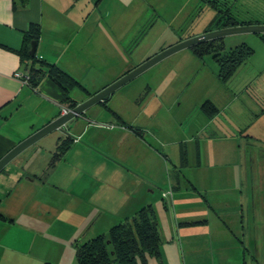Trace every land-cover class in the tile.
<instances>
[{
	"label": "crops",
	"instance_id": "0c3cea01",
	"mask_svg": "<svg viewBox=\"0 0 264 264\" xmlns=\"http://www.w3.org/2000/svg\"><path fill=\"white\" fill-rule=\"evenodd\" d=\"M134 2L135 0H0V159L15 145L55 119L62 107L70 108V101H67L66 97H71L78 104L110 85L94 87L84 81V77L88 75H86L87 71L90 72L89 77L96 74L99 77L102 76L100 67L89 65L85 60L88 54L86 47H99L103 42L115 41H119V45H125L129 31L135 27L133 19L125 20L131 13ZM145 3L148 2L143 0V9ZM32 24H38L40 27V35L35 42V56L47 64H55L78 82L68 93L47 74L39 79L35 87L23 83L21 79L14 76L17 71H25L29 67L31 60L23 56V47L24 35L28 33ZM192 36L195 35L187 37ZM123 52H125L124 49ZM141 63L143 61L132 66L130 62L120 70L115 66L111 77L120 78ZM99 102L97 103L104 108ZM257 105L261 106L260 117L263 118L264 107ZM87 111L88 108L81 116L71 121L68 125V133L54 130L50 132L52 135H49L52 137L46 134L47 136H43L21 151L0 170V248L8 247L5 242L8 239H14L11 241L14 245L13 250L16 251V242L19 243L17 248L22 249L25 246L21 235H27L31 237L26 246L27 252L31 251L33 240H37L39 235H44L39 231L40 223L47 222L46 231L40 230L51 234L53 239L56 233L64 228H69L71 232L69 238L80 237L85 232L84 229L96 220L110 223V228L131 217L141 206H152V202L143 195H136V199L131 195L137 190V185L134 183H128L127 187L132 186L128 188L115 184L118 181L119 169L122 168L127 172L136 171L131 170L132 168L124 169L122 165L128 159L132 162L135 159L132 143L136 139L139 142L144 141L142 128L127 125L116 110H113L115 114L111 113L112 117L116 118L115 121L100 123L91 121L93 118ZM215 114V112L207 114L208 119H214ZM73 127L75 129L71 131ZM108 131L111 132L112 137L106 140L101 136V132ZM221 133L219 128L207 132L203 139L204 150L201 149L200 142L195 141L197 147L193 153L198 170L201 171V156H204V166L207 167L218 165L217 161L218 166L222 167L220 161L228 159L231 153L226 154L225 150L220 149L217 152L209 150L212 140L223 139L225 134ZM67 136L70 137L68 150L50 166L52 154ZM240 136H243L242 133ZM244 138V143H249L250 139L257 140L252 134ZM83 139L88 144L83 142ZM42 140L48 144L47 148L40 145ZM105 142L107 143V147L103 146L105 150L96 152L111 164L109 169L101 166H86L79 158L72 159L73 162L69 160L74 151L78 154L86 148L91 149L89 145L92 143L101 145ZM35 144H38V147H35ZM180 145L179 170L169 177L168 186L173 192H177L171 200L172 207L181 209L180 211L183 212H179V216L176 215V224L172 232L175 230L177 239L185 238L189 243L193 241L194 236H200L199 233L204 229L207 230V236L210 232L209 211L214 212L218 220L216 222L218 231L211 238L207 237L208 246L206 247L213 255H216L218 261H215V264H259L256 255L253 254V250L257 252V248L259 249L256 240L259 234L256 232L255 236L251 237L252 233L248 232L246 223L257 220V214L261 212V202L259 201L257 205L255 200L246 199L243 189L238 187L239 181L234 177L232 183L228 179L230 185L212 178L206 183L208 186L210 183H215L218 192L238 191L236 203L234 204L231 199L227 201L222 196H218V199L215 197V201H218L217 208L213 206L214 202L210 204L207 201L208 204L205 205L207 208L200 212L195 210L196 207L192 208L186 203L183 204L185 208L182 210L181 200L184 194L189 196V191L195 192L201 189L198 187L201 180L194 178L193 175L183 174L185 172L182 169L191 167L194 163L190 161L191 155L185 147L186 143L181 142ZM125 153L128 154L125 155ZM245 154V152L243 155L240 154L241 162L242 160L244 162ZM249 162H252V156ZM70 181H73V184ZM184 182L189 188L180 189ZM119 188H122V191H117ZM116 192L123 194L119 195ZM188 200L189 197H187ZM105 207L111 215L107 214L102 219ZM132 207L136 208L129 211ZM223 213L229 224L221 218ZM70 215H76L73 223L70 222ZM43 216L45 219L42 218ZM233 217L238 219L235 220ZM259 221H262L260 215ZM235 227H239L242 232L240 240L234 232ZM232 236H234L233 239ZM86 237L87 232L83 234V238ZM215 237L218 238L214 239ZM235 239L238 241H234ZM259 242L261 249L263 245L261 237ZM174 252L177 254L176 249ZM181 252H183L182 248Z\"/></svg>",
	"mask_w": 264,
	"mask_h": 264
},
{
	"label": "rangeland",
	"instance_id": "374dc122",
	"mask_svg": "<svg viewBox=\"0 0 264 264\" xmlns=\"http://www.w3.org/2000/svg\"><path fill=\"white\" fill-rule=\"evenodd\" d=\"M145 1L148 3H145L143 9V0H135L131 13L125 19H133L135 26L132 31H129L125 45H119V41H115L113 43L103 42L99 47H86L88 54L85 60L89 65L100 67L102 71L101 77L97 74L89 77L90 72L87 71L86 75H88L84 77L87 84L94 87L111 84L119 78L111 77L115 66L119 70L130 62L132 66H136L162 50L185 40L188 35L202 34L205 28L211 26L216 15V9L209 1H216L220 9L228 7L237 20H258L264 23V0ZM214 27L212 25V28ZM222 38L226 49L245 43L252 50L249 58L228 80L218 77L217 64L210 54L199 58L190 47H187L153 64L116 89L108 99L109 108L119 112L127 125L143 130L144 141L139 142L136 139L132 143L135 149L133 154L135 159L133 162L128 159L122 165L124 169L132 168L131 170L136 171L127 172L122 168L119 169L118 181L115 184L128 188L132 186L127 187V184L132 182L137 185V190L131 195L135 199L136 195H143L152 202L160 231L161 257L160 259L150 257L147 264H184V262L185 264H215V261H218L216 255H213L206 247L208 246L207 237L211 238L218 231L216 223L218 220L214 212L209 211L208 229L210 232L207 236V230L204 229L199 233L200 236H194L193 241L189 243L188 239H177L175 230L172 232L176 224V215L179 216V212H183L180 211L181 209L172 207L171 200L177 192H173L168 186L169 177L179 170L178 157L181 142L186 143L185 147L191 155L190 161L194 163L191 167L182 169L185 172L183 174L193 175L194 178L201 180L198 185L201 189L195 192L189 191V196L184 194L181 200L182 210L185 208L184 203L192 208L196 207L195 210L199 212L207 208L205 205L208 202L210 204L214 202L213 206L217 208L218 201H215V197L218 199V196H222L227 201L231 199L235 204L238 200V191L218 192L215 183H210L209 186L206 183L208 179L216 178L228 185V179L232 183L234 177L239 181L240 186L238 187L243 189L246 199L255 200L257 205L259 201L261 202V212L257 214V220L255 222L250 220L246 224L248 232L252 233L251 237L255 236L256 232L259 234L256 239L259 249L257 248V252L253 250V254L256 255L259 264H264V117H260L261 106L257 105L264 107V33L241 32ZM204 102L208 103L205 108H202L201 105ZM214 112L216 113L214 119H208L207 114ZM87 113L92 116L91 121L96 123L116 120L111 112L102 108L98 103L88 107ZM218 128L225 134V138L212 140L213 144L211 142L209 150L217 152L221 149L225 150L226 154H231L228 159L220 161L222 167L218 166L217 160H215L218 164L216 166H204V156H201L200 171L195 165L193 153L197 147L195 141H199L201 149L204 150V136L207 132ZM74 129L75 127L71 131ZM241 133L243 136H240ZM110 134V131L101 132V136L106 140L112 137ZM248 134L255 135L257 140L250 139L249 143H244V136ZM47 135L52 137L49 136L52 133ZM82 141L88 144L84 139ZM35 145L38 147V144ZM40 145L48 147L45 140H42ZM103 146L107 147V143L101 145L92 143L89 147L94 151L89 148L78 154L74 151L69 160L73 162L72 159L79 158L86 166H101L109 169L111 164L96 152L105 150ZM244 152L246 153L244 162L243 160L241 162L240 154L243 155ZM251 156L252 162L250 163ZM203 176L207 178H201ZM70 182L73 184V181ZM185 187L189 188L186 182L181 185L180 189ZM117 191H122V188ZM164 194L166 195L163 196ZM187 197H189L188 201ZM106 208L102 213V219L110 212ZM133 208L136 207H132L129 211H133ZM259 215L262 221H259ZM74 216L76 215H70L71 223H73ZM42 218L45 219L44 216ZM221 218L229 224L224 213ZM233 218L238 219V217ZM46 226L47 222L39 224V231L44 235H39L37 240H33L29 252L26 246L31 239L30 236L21 235L25 247L17 248L19 243L16 242V251L13 250L14 245L11 243L14 239H8L5 242L8 247L0 248V264H42L44 260L52 261L54 264H77L76 246L96 236L99 232L107 233L110 223L94 221L90 226L88 225V229V226L84 229L87 232L85 239L83 238L85 232L80 237L69 238L71 233L69 228L56 233L53 239L51 234L40 230H45ZM229 226L232 228L231 225ZM236 227L234 232L240 240L242 232L239 227ZM260 237L263 242L261 249ZM175 249L177 254L174 252Z\"/></svg>",
	"mask_w": 264,
	"mask_h": 264
},
{
	"label": "trees",
	"instance_id": "16d2710c",
	"mask_svg": "<svg viewBox=\"0 0 264 264\" xmlns=\"http://www.w3.org/2000/svg\"><path fill=\"white\" fill-rule=\"evenodd\" d=\"M209 2L216 9V15L212 20V24H210L211 26L205 30L206 32L237 25L263 23L258 20H237L228 7L220 9V7H217L216 1ZM212 25L215 27L212 28ZM39 35L40 27L38 24H32L28 33L24 35L23 56L31 60L27 68L30 74L29 84L32 87L37 86L39 79L47 74L68 93L69 90L78 84L76 79L55 64H47L35 55H30L31 43L37 42ZM190 49L199 58L210 54L217 64L218 77L222 80H228L232 77L236 70L252 54L251 48L245 43L226 49L222 37L200 42L191 46ZM65 99L70 101V108L77 104L71 97H66ZM99 103H102L103 107L109 112L115 114L108 106V99ZM207 103L204 102L202 107L205 108ZM117 117L119 118V116ZM69 140L70 137L67 136L58 144L56 152L52 154L50 159V166L68 150ZM160 242L155 211L151 205H146L141 206L124 222L111 226L107 233L98 234L78 244L75 248V258L77 264H147L148 257L160 259ZM43 264L54 263L44 262Z\"/></svg>",
	"mask_w": 264,
	"mask_h": 264
},
{
	"label": "water",
	"instance_id": "95a60500",
	"mask_svg": "<svg viewBox=\"0 0 264 264\" xmlns=\"http://www.w3.org/2000/svg\"><path fill=\"white\" fill-rule=\"evenodd\" d=\"M241 32H252V33H264V24H252V25H237L231 27H225L213 31L204 32L199 35H195L193 37L187 38L173 46H170L161 52L157 53L156 55L152 56L148 60L144 61L134 69L127 72L122 77L118 78L110 85L106 86L92 97H89L85 101L78 103L73 108H69L66 113H61L55 117L52 121L46 124L44 127L40 128L29 137L15 145L10 151H8L1 159H0V170L8 164L17 154L21 151L35 143L37 140L45 136L46 134L54 131L59 130L62 133H68V125L76 119L77 117L81 116L82 113L90 107L92 104L97 103L99 101H104L109 98V96L120 86L124 85L128 81L132 80L140 73L145 71L147 68L152 66L153 64L157 63L161 59L169 56L170 54L187 48L191 47L195 44H198L203 41H207L214 38L223 37L229 34L234 33H241ZM36 52V43L32 42L30 47V55L34 56Z\"/></svg>",
	"mask_w": 264,
	"mask_h": 264
},
{
	"label": "built area",
	"instance_id": "2783aa9c",
	"mask_svg": "<svg viewBox=\"0 0 264 264\" xmlns=\"http://www.w3.org/2000/svg\"><path fill=\"white\" fill-rule=\"evenodd\" d=\"M15 77L19 78L22 80L23 83L29 84V79H30V74L28 70H21V71H17L14 74ZM69 110L68 107H62L61 108V113H66ZM171 194V192H170ZM166 194H164L163 196H165Z\"/></svg>",
	"mask_w": 264,
	"mask_h": 264
}]
</instances>
